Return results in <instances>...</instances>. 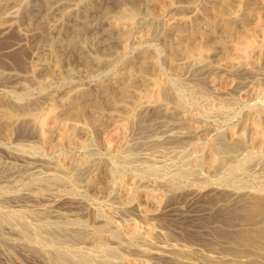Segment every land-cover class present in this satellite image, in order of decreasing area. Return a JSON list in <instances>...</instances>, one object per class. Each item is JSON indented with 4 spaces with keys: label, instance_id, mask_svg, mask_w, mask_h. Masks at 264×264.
I'll return each instance as SVG.
<instances>
[{
    "label": "bare ground",
    "instance_id": "obj_1",
    "mask_svg": "<svg viewBox=\"0 0 264 264\" xmlns=\"http://www.w3.org/2000/svg\"><path fill=\"white\" fill-rule=\"evenodd\" d=\"M114 1L119 4L114 13L108 11L109 9L103 11L107 20L106 31L116 35L123 53L126 54L131 46L150 37L154 29L147 30L141 35L137 34L136 28L140 20L136 14L137 10L129 8L125 0ZM142 1L151 13L150 22L157 26L154 34L164 43L165 62L177 77H182L186 73L191 74L193 79L204 76L216 92H221L224 95L228 90H232V88L234 90V87L240 86V81H235L236 79L229 78V76L249 75L250 77V75L264 74V0ZM23 2L24 0H0V37H5L13 30H19L20 33L19 36L17 35L20 37L19 40L12 43L11 49L6 53L19 52V49L27 41V34L17 24V13ZM45 2L48 3L47 9H52L53 5H49L50 2L47 0ZM93 7L94 4L91 0H76L72 8L64 10L67 22L56 16L58 19L52 22L49 27L47 26L49 29L48 47L39 53H33V60L27 65L25 75L0 69V89L7 83H14L13 91L17 96V100H12L3 91L0 95V132L3 133L2 137L10 141L11 134L14 135L13 131L19 129L30 132L32 135L29 136L34 137V143L30 145L17 144V152L3 151L6 152L9 160L5 161L0 154L2 156H0V180L22 168L17 163L18 160H24L29 168H34V172L25 184L21 183V185L15 182L14 186L0 185V200H34L37 194L26 193L23 187H41L38 188V191H43L44 188L57 184L62 188L51 195L52 205L62 208V210L72 211L68 214L65 211H57V216L50 218L25 207L16 210L20 221H15L13 216L0 209V241L10 244L9 246H19L25 249L27 253L39 257L44 264H264V181L252 188L240 187L250 178L252 172L249 173V169L252 171V169L264 168V117L256 118L245 126L241 125L242 127L240 126L239 129L229 128L226 132L220 130L221 132L216 138L211 137L213 140L204 145L201 137H203L202 133L206 127L194 122L191 115L185 112L184 98L182 99L175 91V93L171 91L170 82L168 83L154 73L157 59L147 50L141 51L136 58L127 61L120 70H113L114 64H117V58H107L108 56L103 58L99 55H90L87 52L89 50H86L85 42L89 39H86L85 34H87L86 30L90 28L88 14ZM47 12L49 13L51 10H47ZM28 15L30 19L33 18L32 14L28 13ZM59 16L61 15L59 14ZM36 18L39 17L36 15ZM29 23L31 26L32 23ZM22 28L25 27L22 26ZM29 36L31 37V35ZM156 36L153 37L156 38ZM60 50L78 54L86 74L93 76L101 70H107L109 71L108 77L105 81L96 82L90 87L55 88L29 103L21 101L29 93L32 85L53 86L57 79H71L77 75L75 69L65 68L66 65L63 67L61 55L58 54ZM92 51L95 50L92 49ZM217 53L220 56L218 59H214ZM7 56L9 55L7 54ZM50 56L51 61L48 60ZM214 73L219 77L215 78ZM243 83L245 82L243 81ZM258 85L261 84H257V87ZM251 87L243 92H254L256 87ZM167 99L173 101L174 104L168 103ZM260 100L263 101V99ZM49 101L47 110L39 112L38 110L42 106L48 105ZM249 102L251 101L249 100ZM214 105L215 103L213 108L217 106L214 107ZM156 126L162 129V133L157 136L150 133L152 135L150 139H147L149 143L147 148L152 149L153 147L150 145L154 146L164 142L174 144L183 143L185 140L192 141L189 151L197 154L193 163L195 166H202L205 169V177H192L193 173L190 169L191 173L177 171L178 173L174 172L176 174L172 176L163 174L162 178L148 180L150 181L148 182L141 177L126 179L121 175V172L118 173V169L113 168L114 166L93 164L89 159L84 158L85 156L70 158L58 155L53 158H42L45 154L44 151L56 152L61 147L81 146L86 142L83 139L84 136L106 129L109 131L108 140H110L107 149H111L116 157L128 161L132 159V155L137 154L132 152V146L142 142L144 144L142 138L146 135L145 133ZM213 137H215L214 134ZM105 142L108 143L107 140ZM137 149L138 147H136V151ZM240 149L246 152L241 155L238 152ZM159 151L157 152L159 153ZM158 153L155 152L153 155ZM151 158L153 159V156ZM153 162L155 163V161ZM153 162L151 163L153 164ZM188 164L190 163L188 162ZM143 165L145 166V164ZM40 166L46 167L47 170L44 169V171L43 168H39ZM187 170L189 169L187 168ZM149 171L153 177L158 174L159 168H152L148 170V173ZM82 173L85 174V180H82V182L84 181L85 194H77L73 184ZM14 180L9 179V181ZM7 183L9 184V182ZM107 205L109 208H105ZM131 213L135 214L138 220L128 217L130 219L120 222L114 218L115 214L128 216ZM91 214L93 224L89 225L84 218ZM28 216L35 218L36 221L30 222L31 219L28 221ZM123 216L122 218H124ZM166 217H172L179 222L185 219L193 222L195 224L193 229L181 227L182 230L177 233L185 236L190 242L197 243L198 246H187L181 243L179 245L157 244V239L170 236L167 234L168 231L161 230V227L159 228V225L155 223L156 220L163 221ZM4 227L9 228V230L6 228L8 232L23 236L33 229L37 232L36 238L35 236V240L32 238L34 242L32 240V242L10 240L3 233ZM170 231L168 233H171ZM46 232L49 233L50 238L44 236ZM64 238L76 239L91 245L85 246L84 244L83 246L81 244L82 246L77 248L69 249L68 246V249H61L58 246ZM133 241H137L138 245L132 246L130 242ZM69 242L71 243V241ZM134 255H138L140 258H133ZM40 259L39 261H41Z\"/></svg>",
    "mask_w": 264,
    "mask_h": 264
},
{
    "label": "rangeland",
    "instance_id": "obj_2",
    "mask_svg": "<svg viewBox=\"0 0 264 264\" xmlns=\"http://www.w3.org/2000/svg\"><path fill=\"white\" fill-rule=\"evenodd\" d=\"M46 1V0H45ZM44 0H24V2L22 3V6L20 7L18 13H17V24L19 26V28L24 31L26 34H27V41H25V44L24 46L19 49L18 51L19 52H7V50L11 49V46L17 42L19 40L20 37H18L20 35L19 33V30H13V31H10L8 33V35L6 34L5 37L3 36L0 37V52H5V53H0V69H3L5 71H11V72H15V73H20V74H23L25 75L27 73V65L29 64L30 61L33 60V53L34 52H38L39 51H42L44 50L45 48L48 47V38H47V34L49 32V25L54 22L55 20H57L59 18H63V20L65 22H67L65 16H64V10L67 11V9H70L73 7L75 1L74 0H53L54 2L52 3V0H47L49 3V5H53L52 6V9H47V5L48 3L45 2ZM60 1V2H59ZM69 1V2H68ZM92 3L94 4V7L91 9V11L89 12L88 14V19H89V22H90V28H88L86 30V39L88 38L89 40H86L85 42V46H86V50H89L87 52L90 53V55H94V56H101L103 58H111V57H114V58H117V64L115 63L114 64V67H113V70H120L125 63H127V61H130L131 59H134L136 58V56L143 50H147L149 52V54L153 55L156 59H157V65L155 67V74L158 75L159 77H161L162 79L166 80L169 85H170V89L172 92H176L178 93L181 98L183 99V102L185 104V112L188 113L189 115H191L192 119L194 122L196 123H199L201 125H203V127L205 128V130L203 131L202 135L203 137H201V141L204 145H207L211 140H213L212 138H216V136L222 131V132H226L230 129H239L240 126H245L247 125V123H250L251 121H253L254 119L256 118H263L264 117V74H256V75H247V76H229V78H234L235 81H240V86H237V87H234V90L232 88V90H228L227 92L224 93H221V92H216V90L210 85L209 81L207 78H204V76H199L197 78H194L191 76V74H184L182 77H177L176 73L169 68V66L166 64L165 62V48H164V43L162 40H160V38L158 36H156L154 34V30L157 28V26L153 23V22H150V17H151V13L150 11L145 7V4L143 3L142 0H125L126 2V5L129 6V8L131 9H136L135 11L137 12V17L139 20V24L137 25V28H136V33L137 34H143L145 33L147 30H153L152 34L150 37L148 38H144L141 42L137 43V44H134L133 46H131V48L129 49L128 52H126V54L123 53L122 51V46L120 45L119 43V40L118 38L116 37L115 34H111V33H108L106 31V25L107 24V20H106V17L105 15L103 14V11H105L106 9H109L108 11H111V13H114L116 11V9H118V3L114 0H91ZM132 1V2H130ZM135 1V2H134ZM30 2H33L30 4ZM39 2V3H38ZM56 2V3H55ZM61 2H63V4H61ZM71 2V4H70ZM74 2V3H73ZM106 2V4H105ZM108 2V3H107ZM115 3V6L114 3ZM134 2V3H133ZM44 3V4H43ZM61 4L60 6L58 4ZM69 3V4H67ZM73 3V5H72ZM130 3V4H128ZM133 3V5H131ZM30 4V6H29ZM65 4V5H64ZM102 4V5H100ZM106 6H105V5ZM139 4V6H138ZM143 4V5H142ZM54 5H57V6H54ZM63 5V6H62ZM72 5V6H70ZM27 6V7H25ZM32 6V7H31ZM34 6V7H33ZM43 6V7H42ZM44 6H46L44 8ZM69 6V7H68ZM101 6V7H100ZM103 6V7H102ZM108 6V7H107ZM135 6V8H133ZM42 7V8H41ZM58 7V8H57ZM65 7V8H64ZM68 7V8H67ZM110 7V8H109ZM113 7V8H112ZM44 8V9H43ZM56 8V9H55ZM63 10H62V9ZM113 10H112V9ZM39 9V10H38ZM59 9V10H58ZM101 9V11H100ZM25 10V12H24ZM30 10V11H29ZM51 10V12H47ZM58 10V11H57ZM140 10V12H139ZM144 10V12H143ZM32 11V12H31ZM40 11V12H39ZM46 11V12H45ZM65 11V12H66ZM94 11H98V12H94ZM100 11V12H99ZM22 12V13H21ZM37 17L39 18H36V15ZM58 14H56V13ZM93 12V13H91ZM149 12V13H148ZM28 13L32 14V17L30 19ZM41 13V14H40ZM45 13V14H44ZM48 13V14H47ZM91 13V15H90ZM142 13V14H141ZM145 13V14H144ZM47 14V15H46ZM51 14L52 16L50 17ZM59 14L61 16H59ZM102 14V15H101ZM149 14V15H148ZM28 15V16H26ZM35 15V17H34ZM44 15V16H43ZM46 15V17H45ZM92 17H90V16ZM48 16V18H47ZM100 16V17H98ZM56 19H54V18ZM90 17V18H89ZM44 19V20H43ZM91 19V20H90ZM148 19V20H147ZM101 20V21H100ZM106 20V21H105ZM143 20V21H142ZM24 21V22H23ZM43 21V22H42ZM106 23H105V22ZM147 21V22H145ZM31 22V26H30V23ZM144 22V24H143ZM20 23V24H19ZM29 23V25H28ZM38 23V24H37ZM71 23V22H70ZM104 23V24H103ZM37 26H36V25ZM67 24V23H66ZM102 24V25H101ZM150 24V25H149ZM25 27V28H22V26ZM25 25V26H24ZM39 25V26H38ZM143 25V26H142ZM149 25V27H148ZM152 25V26H151ZM34 26V27H32ZM45 26V27H43ZM48 26V27H47ZM27 27V28H26ZM31 27V28H29ZM37 27H39L37 29ZM43 27V28H42ZM92 27V28H91ZM140 27H142L140 29ZM151 27V28H150ZM155 27V28H154ZM48 31H47V29ZM153 28V29H152ZM28 29V30H26ZM29 29H31L29 31ZM104 32H103V31ZM47 32V33H46ZM31 33V34H30ZM41 36H40V34ZM43 33V35H42ZM13 34V35H11ZM31 35V37L29 35ZM96 34V35H95ZM108 34V35H107ZM15 35V37H14ZM18 35V36H17ZM94 35V36H93ZM107 35V36H106ZM45 36V37H44ZM103 36H106V37H103ZM113 36V37H112ZM153 36H156L153 37ZM7 37V38H6ZM13 37V38H12ZM18 37V38H17ZM39 37V39H38ZM42 37V38H41ZM111 37V38H110ZM10 38V39H9ZM44 38V39H43ZM103 38V39H102ZM106 38V39H105ZM152 38V39H151ZM154 38V39H153ZM159 38V39H158ZM97 39V40H96ZM102 39V40H101ZM156 39V40H155ZM9 40V41H8ZM2 41V42H1ZM39 41V42H38ZM47 41V42H46ZM90 41V42H89ZM110 41V42H109ZM146 41V42H145ZM42 45H41V43ZM89 42V43H88ZM13 43V44H12ZM112 43V44H111ZM141 43V44H140ZM30 46H29V45ZM116 44V45H115ZM41 45V47H40ZM89 45V46H88ZM110 45V46H109ZM2 46V47H1ZM7 46V47H6ZM32 46V47H31ZM103 46V47H102ZM27 47V48H26ZM37 49H36V48ZM40 47V48H39ZM44 47V48H43ZM91 49H89V48ZM107 47V48H106ZM109 47V48H108ZM116 47V48H115ZM5 48V49H3ZM26 48V49H25ZM106 48V50H105ZM121 48V49H120ZM24 51H23V50ZM28 49V50H27ZM95 50V51H92ZM102 49V50H101ZM111 49V51H110ZM118 49V50H117ZM32 52H31V51ZM93 53H92V52ZM104 52L102 54V52ZM122 52V53H121ZM27 53H30V54H27ZM32 53V54H31ZM65 51L63 52V50L59 51V56L62 60V63H63V67H66L65 68H70L71 69H75V73L77 74L75 77L71 78V79H57L55 81V83L53 84V86L51 85H44V84H36V85H32L31 88H30V91L29 93L21 100L23 101L24 103H29L31 101H33L34 99L36 98H39L41 97L44 93H47L48 91H50L51 89H63V88H74V87H90V86H93L94 83L96 82H100V81H105L106 78L108 77V72L107 70H101L100 72H98V74H95L93 76H90L88 74H86L85 71H83V64L81 62V58L78 54H74V53H66L65 55ZM106 53V54H105ZM109 55H108V54ZM118 53V54H117ZM154 53V54H153ZM164 53V54H163ZM7 54L10 56H7ZM14 54V55H13ZM114 54V55H113ZM158 54V55H157ZM19 57H18V56ZM21 55V57H20ZM78 55V57H77ZM160 55V56H159ZM15 56V57H14ZM30 56V57H29ZM117 56V57H116ZM119 56V57H118ZM219 53H217L215 56H214V59H218L219 58ZM2 57V58H1ZM12 57V59H11ZM18 57V58H17ZM65 57V58H63ZM68 57V58H67ZM123 57V58H122ZM125 57V58H124ZM18 61H16L15 59ZM24 58V60H23ZM28 58V59H27ZM30 58V59H29ZM51 56L48 58V60L51 61ZM3 62H2V61ZM13 60V61H12ZM29 60V61H28ZM66 60V61H65ZM71 60H73L71 62ZM78 60V61H77ZM5 61V62H4ZM23 61H26L23 63ZM14 62H17V63H14ZM20 62V63H19ZM22 62V64H21ZM67 62V63H66ZM75 62V63H74ZM66 63V64H65ZM163 63V64H162ZM6 64V65H5ZM18 64V65H17ZM21 64V65H20ZM24 64V65H23ZM9 65V66H8ZM20 65V66H19ZM77 65V66H76ZM82 65V66H81ZM14 66V67H12ZM19 66V67H18ZM167 66V67H166ZM21 67V69H20ZM73 67V68H72ZM81 67V68H80ZM11 68V69H10ZM77 69V71H76ZM81 69V70H80ZM79 70V71H78ZM172 70V71H171ZM23 71V72H22ZM82 71V72H81ZM82 73V74H81ZM105 74V75H104ZM214 75H216V73H214ZM211 74V76H214ZM79 76V77H77ZM82 76V77H81ZM85 76V77H84ZM187 76H189L187 78ZM101 77V78H100ZM201 77V78H200ZM219 75H216L215 78H218ZM242 77V78H241ZM258 77H261V78H258ZM175 78V80H174ZM191 78V79H190ZM204 78V79H202ZM72 79H75V80H72ZM77 79V80H76ZM190 79V80H189ZM238 79V80H237ZM258 81H257V80ZM262 81H261V80ZM65 80V82H64ZM172 80V81H171ZM184 80V81H183ZM187 80V81H186ZM204 80V81H203ZM62 81V82H61ZM76 81V82H75ZM203 81V82H202ZM208 81V82H207ZM243 81L245 83H243ZM247 81V83H246ZM173 82V83H172ZM198 82V83H197ZM258 82V83H257ZM78 83V84H77ZM81 83V84H79ZM188 83V85H186ZM192 83V84H191ZM256 83V85H255ZM261 84V88L260 86L258 85L257 87V84ZM61 84V85H60ZM185 84V85H184ZM209 86H208V85ZM77 85V86H76ZM80 85V86H78ZM84 85V86H83ZM14 83H7V85L3 86L2 89H0V95L3 92H5V95H7L10 99L14 100L16 99L17 100V96L16 94L14 93ZM34 86V87H33ZM43 86V87H41ZM56 86V87H55ZM196 86V87H195ZM253 87L255 86V91L252 92V91H248L246 93H244L243 91L245 89H249L250 87ZM8 87V88H7ZM11 87V88H9ZM46 87V88H45ZM49 87V88H48ZM189 87V88H188ZM251 87V88H252ZM212 88V90H211ZM240 88V89H238ZM258 88V89H257ZM36 89V90H35ZM174 89V90H173ZM180 89V90H179ZM194 89V90H193ZM7 90V91H6ZM193 90V91H192ZM238 92H237V91ZM240 90V91H239ZM262 90V91H261ZM44 91V92H42ZM46 91V92H45ZM197 91H198V94H197ZM234 91V92H233ZM236 91V92H235ZM12 92V94H11ZM174 92V93H175ZM215 92V93H214ZM40 93V94H39ZM217 93V94H216ZM219 93V94H218ZM242 93V94H241ZM33 94V95H32ZM183 94V95H182ZM222 94V95H221ZM245 94V95H244ZM247 94V95H246ZM263 94V95H262ZM218 95V96H217ZM244 97H243V96ZM12 96V97H11ZM30 96V97H29ZM32 96V97H31ZM35 98H34V97ZM224 97V98H223ZM246 97V98H245ZM248 97V98H247ZM253 99H252V98ZM255 97V98H254ZM260 97V99H263L260 100L258 99ZM27 99V100H26ZM186 99V100H185ZM258 99V100H257ZM189 100V101H187ZM232 100V101H231ZM249 100L251 102H249ZM256 100V101H255ZM167 102L170 103L171 105L174 104L173 101H171L170 99H167ZM186 102V103H185ZM189 102V103H188ZM246 102V103H245ZM255 102V103H253ZM262 102V103H260ZM210 103V104H209ZM215 103L214 107L213 108V104ZM249 103V104H248ZM252 103V104H251ZM50 104V101L48 103V105H45V106H42L38 111L40 112H45L48 108ZM194 104V105H193ZM251 104V105H250ZM254 104V106H253ZM188 106V107H187ZM219 106V107H218ZM46 109H45V108ZM263 107V108H262ZM190 108V109H189ZM197 108V109H196ZM254 108V109H253ZM210 109H212L210 111ZM252 109V110H251ZM190 110V111H188ZM200 111V112H198ZM262 111V112H261ZM191 112V113H190ZM194 112V113H193ZM257 112V113H256ZM198 115H197V114ZM254 113V114H253ZM256 114L258 115L256 116ZM254 116V117H253ZM196 117V118H195ZM201 117V118H200ZM198 118V119H197ZM195 119V120H194ZM206 122H204V121ZM243 121V122H242ZM246 121V122H244ZM210 124V125H209ZM239 124V126H238ZM234 125V126H233ZM235 125H236V128H235ZM238 126V127H237ZM241 126V127H242ZM214 127V128H213ZM216 127V128H215ZM159 127L156 126V128L154 127L153 129H151L150 131H148V133H145L146 135L144 136V138H142L144 140V144L143 142L141 144H135L134 146H132V152L133 153H137V154H134L132 155V159L130 160H126V159H122V158H118L115 156L114 152L111 150V149H107L109 148V145H110V140L109 139V131L106 130V129H103V130H98V131H94L92 133H90L89 136H84L83 139H85V143L81 146H74V147H61L60 149H58L56 152H53V151H44L43 153V157L42 158H53L54 156H58V155H62V156H67V157H74V158H79V157H84V158H87L89 159L93 164L95 163L96 165L98 164H105L106 166L108 167H113L114 169H118L117 171H119L118 173L121 172V175L128 179V178H132V177H138V178H144V180L148 181V180H155V179H160L163 177V174L164 176H172L176 173H178L179 171L180 172H190L191 173V170H192V177L194 176V178H197V177H205V169L202 167V166H195L193 161L194 159L197 157L195 154H193L192 151H189L191 150V144H192V141L190 142L189 140H185L182 142H178V143H160L158 145H154V146H151L150 147H153L152 149L151 148H147L149 146V143H148V138L150 139L151 138V135L153 134L154 136L156 135H161L162 133V129L159 128ZM214 130H213V129ZM155 129V130H154ZM211 129V130H209ZM221 130V131H220ZM22 131V132H21ZM104 131V132H103ZM159 133H158V132ZM25 132V133H23ZM27 132L28 131H23V130H16V131H13L14 135L11 134V140L8 141L6 139H4L2 137V134L0 132V154L3 156H1L5 161L6 160H9L6 152H3V151H14V152H17L18 149L16 148L17 144H24V145H30L31 143H34V137L33 136H29V135H32L30 134V132H28V136H27ZM154 132V133H153ZM208 132V133H207ZM212 132V133H211ZM17 133V134H16ZM101 133V134H100ZM150 133H152L150 135ZM206 133V134H205ZM19 134V135H18ZM94 134V135H92ZM98 134V135H97ZM103 134V135H102ZM149 134V136H148ZM213 134L215 137H213ZM216 134V135H215ZM18 135V136H16ZM205 135V136H204ZM93 136V137H92ZM100 136V137H99ZM148 136V137H147ZM209 136V137H208ZM92 137V138H90ZM103 137V138H102ZM153 137V136H152ZM212 137V138H211ZM14 138V139H13ZM103 140H102V139ZM13 139V140H12ZM17 139V140H16ZM88 141H87V140ZM107 140L108 143H106L105 141ZM203 139V140H202ZM21 141V142H20ZM104 141V142H103ZM187 142V143H186ZM90 143V144H89ZM146 143V144H145ZM191 143V144H190ZM206 143V144H205ZM15 144V145H14ZM141 145V146H140ZM144 145V146H143ZM186 147H185V146ZM92 146V147H90ZM140 146V147H139ZM156 146V147H155ZM162 146V148L160 149V147ZM164 146V147H163ZM167 148H166V147ZM182 146V147H180ZM78 147V148H77ZM86 148V149H83V148ZM136 147H138L137 151L139 150V148H141L138 152L136 151ZM155 147V149H154ZM170 147V148H169ZM187 150H185L184 148ZM75 148V150H74ZM135 148V150L133 151V149ZM143 148H146L145 150ZM165 148V150H164ZM169 148V149H168ZM174 150H173V149ZM16 151H15V150ZM89 149V150H88ZM181 149V150H180ZM73 150V151H72ZM150 150V151H149ZM161 150V151H159ZM164 150V151H163ZM60 151V152H59ZM87 153H86V152ZM151 153H149V152ZM158 153L157 151H159L158 154L156 155H153V153ZM169 151V152H168ZM72 152V153H71ZM144 152V153H143ZM148 152V153H147ZM171 152V153H170ZM176 152V153H175ZM188 154H187V153ZM239 154L243 155L246 151L243 150V149H240V151H238ZM237 152V153H238ZM48 155H47V154ZM85 153V155H84ZM139 153H142V154H139ZM168 153V154H167ZM173 153V154H172ZM186 153V154H185ZM41 154L40 157H41ZM55 154V155H54ZM92 154V155H91ZM139 154V155H138ZM145 154V155H144ZM161 154V155H160ZM163 154V155H162ZM170 154V155H169ZM181 154V156H179ZM89 155V156H87ZM111 155V156H110ZM141 155V156H140ZM143 155V156H142ZM160 155V157H159ZM165 155V156H164ZM189 155V156H187ZM192 155V156H191ZM47 156V157H46ZM148 157L146 159V157ZM153 156V159L151 158ZM158 156V157H157ZM176 156V157H175ZM183 156V157H182ZM191 156V157H190ZM101 157V158H100ZM135 157V158H134ZM139 157V159H138ZM172 157V158H171ZM182 157V158H181ZM186 157V158H185ZM190 157V158H188ZM116 158V160H115ZM134 158V159H133ZM141 158V159H140ZM155 158V159H154ZM93 159V160H92ZM95 159V160H94ZM114 161H112V160ZM150 159V160H149ZM175 159V160H173ZM178 159V160H177ZM137 160V161H136ZM139 160V161H138ZM170 162H168V161ZM190 160V161H189ZM112 161V162H111ZM127 161V162H126ZM149 161V162H148ZM155 161V163L153 162V164L151 162ZM165 161V163H164ZM118 162V163H117ZM130 162V163H129ZM132 162V163H131ZM141 162V164H140ZM145 164V166L142 164ZM167 162V163H166ZM172 162V163H171ZM185 162V163H184ZM188 162L190 164H188ZM17 163L22 167L20 170L14 172V173H11L10 175H8L7 177H4L0 180V185L2 184H5L7 186H14L15 182L18 183V184H25V182H27L29 179V177L32 175V173L34 172V168H29L28 167V164L24 161V160H18ZM125 163L124 165H121ZM136 163V164H134ZM151 163V164H150ZM176 167H175V165ZM139 164V165H138ZM161 164V165H160ZM182 164V165H181ZM128 165H131V166H128ZM135 165V166H134ZM171 165V166H169ZM186 165V167H184ZM24 166V167H23ZM159 166V167H158ZM166 166V167H164ZM181 166V167H180ZM190 166V168H189ZM194 166V167H193ZM120 167V168H119ZM125 167V168H124ZM141 167V168H140ZM164 167V168H162ZM174 167V168H173ZM27 168V169H26ZM39 168H43V170H47L46 167H42L40 166ZM147 170H146V169ZM152 168H156L158 169L159 168V171H158V174L157 177L156 175H154L152 177V174L148 173V170H151ZM171 168V169H170ZM176 168V169H175ZM184 168V169H182ZM187 168L189 170H187ZM198 170H197V169ZM144 169V170H143ZM191 169V170H190ZM204 169V170H203ZM44 170V171H45ZM146 170V171H145ZM260 170H264V168H259L257 170L255 169H249V173H251V176L249 179H247L246 182H244V184L242 183L240 186L241 188H245L244 189H248V188H252V187H255L256 185H258L261 181H264V173L262 174V172H260ZM136 171V172H135ZM139 171V172H138ZM146 173H145V172ZM167 171V172H166ZM178 171V172H177ZM199 171V172H197ZM255 171V172H254ZM258 171V173H257ZM21 172V173H20ZM138 172V173H137ZM145 174H144V173ZM160 172V173H159ZM162 172V173H161ZM176 172V173H174ZM148 173V174H147ZM170 173V175H169ZM195 173V174H194ZM197 173V174H196ZM201 175H200V174ZM127 174V175H126ZM139 175V176H138ZM151 175V176H149ZM161 175V176H159ZM203 175V176H202ZM253 175V176H252ZM16 176V177H15ZM143 176V177H142ZM257 176V177H256ZM25 177V178H24ZM147 179H146V178ZM253 179H252V178ZM263 177V178H262ZM7 178V179H6ZM19 178V179H18ZM257 178V179H256ZM9 179L11 180H14V181H9ZM23 179V180H22ZM22 180V181H20ZM82 180H85V174L82 173V175L80 176V178L73 184V188H74V191H77L76 193L77 194H85V188H84V181L82 182ZM259 180V182H258ZM4 181V182H3ZM250 183H249V182ZM9 182V184L7 183ZM11 182V183H10ZM150 182V181H148ZM253 182V183H252ZM13 183V184H12ZM21 184V185H22ZM16 185V184H15ZM250 185V187H249ZM81 187V188H80ZM35 186L34 187H23V190L26 192V193H29V194H37L36 198L33 200V199H3V200H0V209H2L5 213L7 214H10L11 216H13L15 219V221H20V216L17 215V211L19 209H22V208H30L32 209L33 211L35 210V212L37 213H41L43 216L47 215L48 217L50 218H53V217H56L57 216V211H65V213H71L72 211H68V210H65L62 208H59L55 205H52V202H51V195H53L54 193L58 192L59 190H61L62 186L61 185H53L52 187H49V188H44L43 191H38V188H41V187H36L35 189ZM53 188H56L57 190L55 191V189ZM79 189V190H78ZM27 190V191H26ZM29 190V191H28ZM32 190V191H31ZM48 190V191H47ZM37 191V192H36ZM80 191V192H79ZM38 192H40V194H38ZM43 192V193H42ZM45 194V195H44ZM47 194V195H46ZM43 196V199H42V196ZM50 199V200H49ZM5 200V201H4ZM14 200V201H13ZM48 202H47V201ZM12 204H10L11 202ZM21 201H23L21 203ZM30 202V203H29ZM3 203V204H2ZM26 203V204H25ZM10 204V205H9ZM46 204V205H45ZM18 205V207H17ZM20 205V206H19ZM14 206V207H13ZM35 206V207H34ZM12 207V208H11ZM10 208V209H8ZM14 208V209H13ZM41 208V209H40ZM55 208V209H54ZM105 208H109V206H105ZM40 209V210H39ZM60 209V210H59ZM8 210V211H7ZM17 210V211H16ZM43 211V212H42ZM51 211V212H50ZM117 215V216H116ZM121 214H115L114 215V218L117 220V221H120V222H123V220L125 219H134V220H138V218L136 217L135 214L131 213L129 214L128 216H123ZM52 216V217H51ZM116 216V217H115ZM122 216L124 218H122ZM119 217V218H118ZM130 217V218H128ZM28 221H30L29 219H31L30 222H34L36 221L35 218L31 217V216H28L27 217ZM137 218V219H136ZM87 223L89 225L93 224V216L92 214L91 215H86L85 218H84ZM122 219V220H121ZM173 219V220H172ZM177 219H174L172 217H166L163 221L161 220H156L155 223L158 224L159 228L161 227V230L163 231H170L172 233V236L171 233H168V235L170 236H167L166 238L164 239H157V244H164V245H179L180 243L181 244H184V245H187V246H193V247H196L198 246L197 243H192L190 242L185 236L183 235H180L177 233V231L179 230H182V228H190V229H193L195 224L193 222H191L190 220H183L181 222L179 221H176ZM164 224H163V223ZM140 223V222H139ZM170 223V224H169ZM142 224V223H140ZM173 224V225H171ZM179 224V225H178ZM188 224V225H187ZM193 226H192V225ZM169 225V226H168ZM178 225V226H177ZM175 226V227H174ZM184 226V227H183ZM166 227H168L166 229ZM176 227H179V228H176ZM9 228L8 227H4L3 229V233L5 236H7L10 240H21V241H28L29 242H34V236L36 235V231L31 229L30 232L26 235V236H23V235H20V234H17V233H12V232H8ZM171 228V229H170ZM175 228V229H174ZM7 231V232H6ZM32 231V232H31ZM176 232V233H175ZM31 233V234H30ZM49 233H45L44 236L49 237L48 235ZM10 235V236H8ZM14 235V236H13ZM33 235V236H32ZM19 236V238H18ZM14 237V238H13ZM22 237V238H21ZM29 237V238H28ZM178 239H177V238ZM12 238V239H11ZM28 238V239H26ZM32 238L34 240H32ZM36 238V236H35ZM180 238V239H179ZM70 239V240H69ZM167 239V240H166ZM176 239V240H175ZM32 240V241H31ZM71 241V243L69 241ZM175 240V241H173ZM178 240V241H177ZM79 240H76V239H73L72 238H64L60 243H59V248L61 249H68V246H69V249H73V248H77L79 246H84L85 243L79 241ZM75 242V243H73ZM162 242V243H161ZM165 242V243H163ZM62 243V245H61ZM69 243V245H68ZM73 243V244H72ZM132 246H137L138 245V242L137 241H133V242H130ZM167 243V244H166ZM67 244V245H65ZM82 244V245H81ZM134 244V245H133ZM10 244L8 243H3L0 241V264H39L38 261H39V257L37 256H33V254L31 255L30 253H27V251L25 249H22L21 247H15V246H9ZM73 245V246H72ZM77 245V246H76ZM91 244H88L86 243L85 246H90ZM112 245H114V243H112ZM76 246V247H75ZM7 247V249H6ZM11 247V248H10ZM15 247V248H13ZM73 247V248H72ZM21 248V249H20ZM2 249V250H1ZM9 249V250H8ZM15 249V250H13ZM18 249V250H17ZM4 250V251H3ZM21 250V252H20ZM13 257H12V256ZM2 256V257H1ZM29 256V257H28ZM136 259H139L140 256L138 255H134L133 258ZM15 258V259H14ZM3 259H5L4 261H2ZM10 260H13L10 262ZM41 260V259H40ZM32 261V262H31ZM36 261V262H35ZM42 261V260H41ZM40 262V264H44L43 261Z\"/></svg>",
    "mask_w": 264,
    "mask_h": 264
}]
</instances>
